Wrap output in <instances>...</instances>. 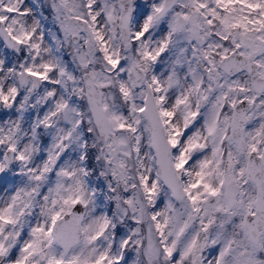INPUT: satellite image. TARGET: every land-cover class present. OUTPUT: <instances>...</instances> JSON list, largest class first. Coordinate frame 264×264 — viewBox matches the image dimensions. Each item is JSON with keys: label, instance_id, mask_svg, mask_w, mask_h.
Instances as JSON below:
<instances>
[{"label": "snow or ice", "instance_id": "1", "mask_svg": "<svg viewBox=\"0 0 264 264\" xmlns=\"http://www.w3.org/2000/svg\"><path fill=\"white\" fill-rule=\"evenodd\" d=\"M0 264H264V0H0Z\"/></svg>", "mask_w": 264, "mask_h": 264}]
</instances>
